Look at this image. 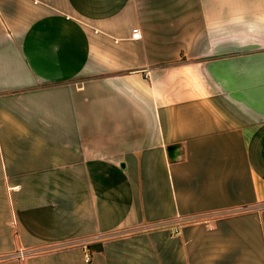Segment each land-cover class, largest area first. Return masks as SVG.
<instances>
[{"label":"crops","instance_id":"obj_1","mask_svg":"<svg viewBox=\"0 0 264 264\" xmlns=\"http://www.w3.org/2000/svg\"><path fill=\"white\" fill-rule=\"evenodd\" d=\"M262 202L264 0H0V264H264Z\"/></svg>","mask_w":264,"mask_h":264},{"label":"built area","instance_id":"obj_2","mask_svg":"<svg viewBox=\"0 0 264 264\" xmlns=\"http://www.w3.org/2000/svg\"><path fill=\"white\" fill-rule=\"evenodd\" d=\"M132 37L135 38V39H138L141 37V34H140V31H139V28H134L133 29V33H132ZM258 208H264V202L260 203L257 205ZM181 224V223H180ZM179 224V225H180ZM178 225V226H179ZM29 253V251L25 250V249H19L17 251V253L15 254V256H17L18 258H25V256H27V254ZM86 260L89 261L90 260V255L89 254H86Z\"/></svg>","mask_w":264,"mask_h":264},{"label":"water","instance_id":"obj_3","mask_svg":"<svg viewBox=\"0 0 264 264\" xmlns=\"http://www.w3.org/2000/svg\"><path fill=\"white\" fill-rule=\"evenodd\" d=\"M176 148H177V146H174V145L169 147V152H170L171 156H173L174 150Z\"/></svg>","mask_w":264,"mask_h":264}]
</instances>
